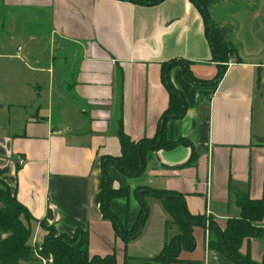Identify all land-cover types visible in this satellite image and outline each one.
<instances>
[{"label": "crops", "instance_id": "1", "mask_svg": "<svg viewBox=\"0 0 264 264\" xmlns=\"http://www.w3.org/2000/svg\"><path fill=\"white\" fill-rule=\"evenodd\" d=\"M0 6L3 12H33L45 26L18 47L38 73V95L24 104L0 101V180L34 220L32 245L43 243L44 222L58 235L87 230L91 256L115 254L118 264L127 253L155 257L172 235L166 232L168 213L153 201L154 215L150 209L141 234L125 245L101 211L102 158L121 155L120 120L134 142L156 136L170 103L163 64L188 61L198 80L216 78L218 64L202 15L190 0L152 7L118 0H0ZM233 32L240 61L230 60L217 85L191 83L180 66L170 74L188 109L183 119L168 122L167 138L187 139L195 163L189 164L192 148L179 147L155 152L139 178L109 168L113 187L131 190L129 209L124 199L110 205L129 228L139 219L134 194L139 187L182 195L190 214L212 219L221 230L239 218L240 193L264 199V47H239ZM12 110L30 113L12 119ZM20 159L24 164L17 168ZM156 215L157 248L138 251L142 240L154 236ZM260 227L264 230V221ZM194 238L195 250L182 252L176 264H237L210 249L207 224L194 228ZM240 253L263 263L264 236L244 241ZM32 262L41 264L37 259L23 264Z\"/></svg>", "mask_w": 264, "mask_h": 264}, {"label": "trees", "instance_id": "2", "mask_svg": "<svg viewBox=\"0 0 264 264\" xmlns=\"http://www.w3.org/2000/svg\"><path fill=\"white\" fill-rule=\"evenodd\" d=\"M137 6L152 7L163 3L165 0H118ZM203 17L206 37L212 47L213 62L218 64V74L212 81H201L195 78L190 70L191 63L188 61H171L162 65V82L170 93L168 109L162 115L156 136L144 138L138 142L125 133L122 120L118 123V138L121 145V155L118 157L102 158V199L101 211L103 218L110 221L119 238L125 245L135 239L143 224L150 215L148 200H159L170 217L166 224L167 232L170 233L175 227L177 233L168 237L161 253L152 260H145L140 264H176L180 262L182 252H192L196 248L194 238L195 227H205L206 217L195 216L189 213L185 199L182 195L154 190L148 187H139L134 194L140 206L139 219L133 228L123 223L111 210V202L115 199H124L129 209L131 196L130 188L115 189L112 185L108 170L111 166L116 167L122 174L130 179L141 177L146 169L147 159L160 150L172 151L179 147L192 148V144L184 138L170 141L167 138V124L172 119H183L187 112V103L184 95L176 89L171 80V71L180 66L184 76L195 85H217L227 71V64L231 56L238 62L237 49L230 40L229 28L218 26L213 23L209 8L214 4L212 0H190ZM196 160L195 151L189 164ZM17 168H20L19 164ZM240 209L239 218L229 219L225 230H221L210 219L209 247L221 254L226 255L237 264H264L254 262L249 254L240 253L244 241L261 239L264 230L260 224L264 221V199L254 201L246 193H240L237 199ZM33 218L28 209L22 205L12 193L10 187L0 180V264H23L30 263L35 257L32 239L34 230ZM41 226L46 231V236L41 244L40 255L49 264H117L115 255L91 256L89 252V232L78 229L72 236L58 235L54 227L47 226L42 222Z\"/></svg>", "mask_w": 264, "mask_h": 264}, {"label": "rangeland", "instance_id": "3", "mask_svg": "<svg viewBox=\"0 0 264 264\" xmlns=\"http://www.w3.org/2000/svg\"><path fill=\"white\" fill-rule=\"evenodd\" d=\"M214 4L210 6L209 13L213 23L218 26H226L229 28V35L233 32V38L238 40V46L249 48L250 50L258 51L261 46L264 47V0H212ZM42 28L44 24L35 21L33 12L12 10L3 12L0 6V101H10L14 104H24L29 97L38 93L36 82L38 81L33 63L26 62L24 54L18 52V47L24 46L27 42V37L34 35ZM25 51V50H24ZM20 55L22 58H18ZM233 56H231V59ZM30 111L12 110L10 117H19V114L25 115ZM13 125V124H12ZM135 199V198H133ZM153 201L148 200L151 215H154ZM159 202V201H158ZM156 215V222L152 228V242L148 239L142 240L139 244L138 251L151 252L156 250L158 243V235L160 233L161 219ZM210 219L206 217V224L209 225ZM167 230V229H166ZM167 232V231H166ZM171 237L177 233V229L173 227L170 232ZM169 234V233H168ZM144 239V238H143ZM34 248V247H33ZM117 255H118V251ZM161 253V252H160ZM159 253V254H160ZM157 254L155 257H157ZM115 255V254H114ZM116 256V255H115ZM36 257V256H35ZM155 257L148 259L152 260ZM38 260V259H37ZM117 260V259H116ZM145 260L131 257L130 253L122 255L119 259V264H139ZM31 264H39L32 262ZM42 264V263H41ZM118 264V262H117Z\"/></svg>", "mask_w": 264, "mask_h": 264}, {"label": "built area", "instance_id": "4", "mask_svg": "<svg viewBox=\"0 0 264 264\" xmlns=\"http://www.w3.org/2000/svg\"><path fill=\"white\" fill-rule=\"evenodd\" d=\"M21 51V49H19V52ZM18 58H20V56H18ZM24 164V160L20 159L19 160V165L22 166ZM34 252H35V256L36 258L42 263V264H49L51 262V260H46L43 257H41L40 255V251H41V245H37L36 243L34 244Z\"/></svg>", "mask_w": 264, "mask_h": 264}, {"label": "water", "instance_id": "5", "mask_svg": "<svg viewBox=\"0 0 264 264\" xmlns=\"http://www.w3.org/2000/svg\"><path fill=\"white\" fill-rule=\"evenodd\" d=\"M143 227H144V224L142 225V227H141V230H140V232H139V234H138V235H140V234H141V232H142V230H143Z\"/></svg>", "mask_w": 264, "mask_h": 264}]
</instances>
